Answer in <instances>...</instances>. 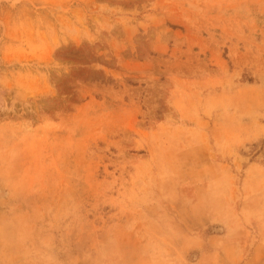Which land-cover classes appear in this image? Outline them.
I'll use <instances>...</instances> for the list:
<instances>
[{
	"label": "rangeland",
	"instance_id": "obj_1",
	"mask_svg": "<svg viewBox=\"0 0 264 264\" xmlns=\"http://www.w3.org/2000/svg\"><path fill=\"white\" fill-rule=\"evenodd\" d=\"M203 234L264 255V0H0V264H196Z\"/></svg>",
	"mask_w": 264,
	"mask_h": 264
},
{
	"label": "crops",
	"instance_id": "obj_2",
	"mask_svg": "<svg viewBox=\"0 0 264 264\" xmlns=\"http://www.w3.org/2000/svg\"><path fill=\"white\" fill-rule=\"evenodd\" d=\"M203 204L204 203L201 202V206ZM201 210H202V208H201ZM201 220L205 221V218H204L202 212H201ZM205 225H206V223L202 225V227H203L202 229H205ZM216 238L217 237L215 235H211V237L210 236L205 237L204 234L201 235V258L196 264H240V262H239V260H237V258H235V260H231V259H229L230 257H228L225 254V252H227V251H229V253H232L231 249H233V248L231 247L232 245L229 242L222 240L220 238L221 242H222L221 250L223 249L222 251L224 254V258H225V259H223V257H222L223 255H221L222 251L216 250L217 245L214 244V239H216ZM216 241H218V240H216ZM262 249H263L262 244L253 247L251 250L250 258L247 261H242L241 264H264V255L259 256V254L261 253L260 251Z\"/></svg>",
	"mask_w": 264,
	"mask_h": 264
}]
</instances>
